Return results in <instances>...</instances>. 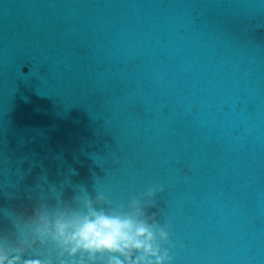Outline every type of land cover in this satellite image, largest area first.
I'll list each match as a JSON object with an SVG mask.
<instances>
[{"label":"water","instance_id":"1","mask_svg":"<svg viewBox=\"0 0 264 264\" xmlns=\"http://www.w3.org/2000/svg\"><path fill=\"white\" fill-rule=\"evenodd\" d=\"M134 199L161 264H264V0H0V250Z\"/></svg>","mask_w":264,"mask_h":264},{"label":"clouds","instance_id":"2","mask_svg":"<svg viewBox=\"0 0 264 264\" xmlns=\"http://www.w3.org/2000/svg\"><path fill=\"white\" fill-rule=\"evenodd\" d=\"M154 193L155 189L150 188L148 194ZM130 207L133 210L127 212L90 209L87 214H60L54 220L34 211L31 221L38 225L36 240L31 247L18 248L17 254L11 258L0 250V264H53L51 253L47 251L49 243L61 255L75 256L79 252L107 254L109 264H152L150 257H156V264H161L163 257L158 255L159 246L154 244L155 232L147 220L142 219L145 214L139 202L132 200ZM12 235L15 236V232ZM159 235L165 238L167 233L160 229ZM37 242L40 253L28 257L26 253L34 250Z\"/></svg>","mask_w":264,"mask_h":264}]
</instances>
